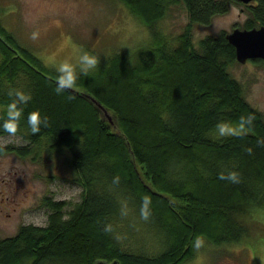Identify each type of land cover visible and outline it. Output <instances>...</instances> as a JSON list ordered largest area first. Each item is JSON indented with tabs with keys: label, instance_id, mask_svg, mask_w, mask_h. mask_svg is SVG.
<instances>
[{
	"label": "trees",
	"instance_id": "16d2710c",
	"mask_svg": "<svg viewBox=\"0 0 264 264\" xmlns=\"http://www.w3.org/2000/svg\"><path fill=\"white\" fill-rule=\"evenodd\" d=\"M119 1L150 28L152 41L100 57L91 75L79 76L75 90L60 94L55 66L21 44L0 19V118L13 99L10 89L32 97L22 105L17 132L26 143L0 141V152L36 157L43 150H68L83 187L71 208L66 199L43 195L47 224L24 223L13 236H0V264H184L194 257L197 236L214 245L239 243L250 234L246 217L262 223L253 213L264 210L263 117L228 70L237 59L226 32L192 40L195 23L207 24L239 1ZM177 3L184 4L189 21L173 46L154 26ZM244 5L241 27L264 25V0ZM82 92L97 98L112 120ZM32 111L48 118L35 135L26 120ZM241 116L254 117L243 134H216L218 123L237 125ZM229 172L238 174V183L220 179ZM144 196L151 199L149 219L161 245L151 252L119 235L122 205L139 214Z\"/></svg>",
	"mask_w": 264,
	"mask_h": 264
},
{
	"label": "rangeland",
	"instance_id": "374dc122",
	"mask_svg": "<svg viewBox=\"0 0 264 264\" xmlns=\"http://www.w3.org/2000/svg\"><path fill=\"white\" fill-rule=\"evenodd\" d=\"M238 1L209 23H195L194 44L207 34L242 26L247 9L244 2ZM0 19L21 44L52 66L64 60L75 64L81 52L98 60L118 51L137 50L152 41L150 28L119 0H0ZM188 21L184 4H172L154 28L174 46ZM34 32L39 34L36 40L31 39ZM228 70L241 82L246 100L261 112L264 120V63L236 61ZM0 141L18 146L26 143L19 134H4ZM67 155L68 150L62 154L43 150L36 157L0 152L1 237L13 236L24 223L47 224L49 209L42 202L45 194L68 200L67 208L81 200L83 187L76 182ZM253 216L263 224H253L246 217L250 234L241 242L214 245L201 237L203 246L195 248L194 257L184 264H264V210H257ZM123 217L119 235L133 248L151 252L161 247L152 219L142 220L130 205ZM258 225L261 231L255 233Z\"/></svg>",
	"mask_w": 264,
	"mask_h": 264
},
{
	"label": "clouds",
	"instance_id": "9594fccd",
	"mask_svg": "<svg viewBox=\"0 0 264 264\" xmlns=\"http://www.w3.org/2000/svg\"><path fill=\"white\" fill-rule=\"evenodd\" d=\"M39 34L34 32L31 36L32 40L38 39ZM98 60L95 56L88 52H81L77 61L73 64L70 60H64L55 66V70L58 73L56 80L55 91L60 94L64 91L73 90L77 86V80L80 75L89 76L97 68ZM9 97H12L11 101L7 104L5 109L6 118L2 119L0 123V130L6 132L10 137L15 136L19 131L20 122L24 116V109L22 105H26L31 99L30 94H26L24 91L19 89H10L7 93ZM254 117L239 118L237 125H231L229 123L220 122L216 125L217 133L220 137L225 136H238L246 131V125H251ZM27 126L33 135L37 134L41 130V126H48V118L41 117L39 111H32L28 113ZM251 152V149H248ZM220 179H226L233 183L239 182V177L236 172H229L227 174L221 173ZM113 183H119V177H115ZM151 199L148 196L142 197L140 206V217L142 220L147 221L151 216ZM121 215H127V205L123 204L121 207ZM106 231L111 230V226H107ZM204 241L201 237L197 236L194 240V247L199 249L203 246Z\"/></svg>",
	"mask_w": 264,
	"mask_h": 264
},
{
	"label": "water",
	"instance_id": "95a60500",
	"mask_svg": "<svg viewBox=\"0 0 264 264\" xmlns=\"http://www.w3.org/2000/svg\"><path fill=\"white\" fill-rule=\"evenodd\" d=\"M245 4L253 0H240ZM256 1V0H255ZM226 37L234 45L236 59L240 62H246L249 59L262 58L264 60V25L253 27L236 26L231 31L226 32ZM75 90V89H74ZM100 107L105 115L112 120L109 111L101 102L89 93L82 92Z\"/></svg>",
	"mask_w": 264,
	"mask_h": 264
},
{
	"label": "flooded vegetation",
	"instance_id": "af4514ba",
	"mask_svg": "<svg viewBox=\"0 0 264 264\" xmlns=\"http://www.w3.org/2000/svg\"><path fill=\"white\" fill-rule=\"evenodd\" d=\"M241 27V26H240Z\"/></svg>",
	"mask_w": 264,
	"mask_h": 264
}]
</instances>
